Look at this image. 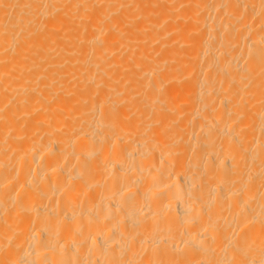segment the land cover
<instances>
[{
  "label": "bare ground",
  "instance_id": "1",
  "mask_svg": "<svg viewBox=\"0 0 264 264\" xmlns=\"http://www.w3.org/2000/svg\"><path fill=\"white\" fill-rule=\"evenodd\" d=\"M0 264H264V0H0Z\"/></svg>",
  "mask_w": 264,
  "mask_h": 264
}]
</instances>
